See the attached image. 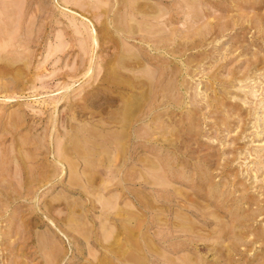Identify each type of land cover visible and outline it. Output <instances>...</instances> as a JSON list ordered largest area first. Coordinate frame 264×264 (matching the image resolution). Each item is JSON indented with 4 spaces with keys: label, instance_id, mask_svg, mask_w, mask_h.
Returning a JSON list of instances; mask_svg holds the SVG:
<instances>
[{
    "label": "rangeland",
    "instance_id": "rangeland-1",
    "mask_svg": "<svg viewBox=\"0 0 264 264\" xmlns=\"http://www.w3.org/2000/svg\"><path fill=\"white\" fill-rule=\"evenodd\" d=\"M184 263L264 264V0H0V264Z\"/></svg>",
    "mask_w": 264,
    "mask_h": 264
},
{
    "label": "bare ground",
    "instance_id": "bare-ground-1",
    "mask_svg": "<svg viewBox=\"0 0 264 264\" xmlns=\"http://www.w3.org/2000/svg\"><path fill=\"white\" fill-rule=\"evenodd\" d=\"M73 2V1H72ZM96 2V1H95ZM80 6V5H79ZM115 6V5H114ZM91 7V6H90ZM102 7V6H101ZM80 8V7H79ZM88 9V8H87ZM94 10V9H93ZM157 12V11H156ZM131 19V18H130ZM108 23V22H107ZM82 27V26H81ZM129 27V26H128ZM126 28V27H125ZM91 35V34H90ZM94 37V36H93ZM92 38V37H91ZM95 38V37H94ZM262 105V104H261ZM117 183V182H116ZM162 187V186H161ZM166 187V186H165ZM173 190V189H172ZM185 210V209H184ZM226 225V224H225ZM173 227V226H172ZM182 227V226H181ZM191 228V227H190ZM190 232H191V230H190ZM191 234V233H190ZM179 235V234H178ZM230 252V251H229ZM229 252H227V253H229ZM206 257V256H205ZM190 259H191V257H190ZM178 262V261H177ZM206 263V262H205ZM185 264V263H184Z\"/></svg>",
    "mask_w": 264,
    "mask_h": 264
}]
</instances>
